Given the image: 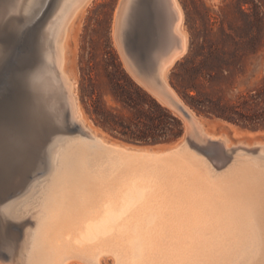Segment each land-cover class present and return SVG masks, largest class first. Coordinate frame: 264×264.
Instances as JSON below:
<instances>
[{
	"label": "bare ground",
	"instance_id": "obj_1",
	"mask_svg": "<svg viewBox=\"0 0 264 264\" xmlns=\"http://www.w3.org/2000/svg\"><path fill=\"white\" fill-rule=\"evenodd\" d=\"M89 2L59 0L53 16L41 25L45 40L54 36V50H47L46 59L31 73L32 102L21 88L17 97L0 102L2 186L17 169L28 175L25 170L43 135L36 126L44 119L43 103L59 111L62 100L79 131L85 132L56 150L57 162L45 183L31 185L27 197L33 200L24 203L31 225L25 227L18 264H104L107 255L113 256V264H264V158L250 151L254 146L264 151V142L242 141L236 147L226 134H214L166 80L168 67L187 51L179 0H122L116 13L119 32L140 9L157 26L159 41L147 56L157 66L160 83L151 69L141 72L131 66L139 81L185 120L183 143L164 150L104 141L83 118L67 65L72 26ZM43 3L0 0V39L13 41L24 19ZM10 104L28 111L32 105L35 116L20 118ZM14 113L13 120L21 123L11 134L17 138L10 150L4 145L9 131L1 121ZM9 154L16 160H7Z\"/></svg>",
	"mask_w": 264,
	"mask_h": 264
},
{
	"label": "rangeland",
	"instance_id": "obj_2",
	"mask_svg": "<svg viewBox=\"0 0 264 264\" xmlns=\"http://www.w3.org/2000/svg\"><path fill=\"white\" fill-rule=\"evenodd\" d=\"M58 1L59 0H44V3L37 9L34 15H32L33 13L29 16L26 15L28 17L24 19L26 20V24L19 27L20 29H17L13 35V41L0 39V53L2 55L0 61V102H5V100L9 101V99L17 97L19 88H21V91H27V98L32 102L33 88L31 73L44 61L43 59H46V57H44L45 52L47 50H52L53 52L54 50V36H52L49 41L45 40L42 31L44 26L41 28V25H45L53 16L52 14ZM121 1L122 0H90L79 12L69 37V60L67 69L73 77L75 94L78 98L83 118L104 141L105 139L112 140L135 148L164 150L175 146L177 143H183L186 129L185 120L179 112L175 111L168 104L161 102L134 74L131 63L137 66L138 63L142 64L146 62L150 64L151 57L149 58L150 55L147 56V54L155 47L156 43L159 41V36L156 32L157 26L150 22L145 10L142 9L139 10V15L134 14L133 17L127 20L126 25H121L119 32L116 13ZM245 1L246 0H179L184 12L183 26L187 34V51L168 67L166 73V80L176 91L182 102L206 124L211 132L214 134H226L232 143H237L235 145L236 147H242L240 145L242 141H245V144L264 142V127L257 129L245 127L241 124H234L226 120L222 121L223 119L221 120L217 117L200 114L190 107L172 85L171 81L176 63L188 55L191 38L195 35V44H205L206 47L212 44L227 49H234L237 45L256 50L254 53L243 54L238 58L231 54L225 56V62L230 66L232 75L227 76V74H225L226 76H221L218 85H216V88L222 91L221 93H223V99L225 101L235 102L237 94L246 93L255 89H264V36L253 42L246 39L240 40L239 38L231 40L223 36V30L227 32H234L233 30H261L264 32V0H251L253 2L247 3ZM49 9H53L52 12H50ZM48 12L49 14L46 20L42 21L43 23L40 22L38 26H36L35 23L45 17ZM47 42L49 43L48 45ZM124 49L131 57L125 56ZM111 60L122 63L128 77H130L132 81L120 70L107 67V64ZM200 60H202V57H199L196 61L199 62ZM185 67L186 66L179 69L183 76L185 75ZM137 86L146 91L149 99L152 98L159 102L181 119L183 123V133L181 136L159 144H150L151 142L146 144L142 142L143 146L137 147L127 144L129 140H125L115 134L107 132L96 124L90 112L93 99H101L106 106L114 108L127 119L130 117L135 122H138V129L148 130L149 126H151L152 121L149 117L135 118L131 110L124 107L121 102L115 99L114 92H124L129 102L135 104L137 108L149 111V113L153 115L155 123H160L161 121L158 120V112L150 100L142 96ZM82 90H85L87 94L84 97L82 96ZM60 104L63 108L62 110L59 109V111H53L48 106L44 105V103L41 106L43 107L44 119L38 121L36 126H40L38 132L43 135H40L42 138L40 139L41 143L38 144V152L31 158L30 164L25 170L28 175L25 176L24 171L17 169V171L11 175L9 184L5 186L0 185V264H14L13 262L18 264L19 262V249L22 247L27 231L25 227L31 225L28 221L30 220L31 214L26 207H24V203H27L26 201L30 200L28 203H31L33 200L27 197L30 194L29 189L31 185H37L38 188L43 184L42 181L45 183V180L55 167L60 149L62 150L67 145V142L69 143L76 134H85L83 130L80 129L79 131L77 124L71 119L69 109H67L65 103L61 100ZM23 106L15 108L16 106L11 105L9 107L13 110H17V112L19 111L20 118L24 119L35 116L34 113L36 111L32 109V105L29 111L26 108L23 109ZM54 112H56L57 117L54 116ZM15 113L9 114V116H7L8 119L4 117L1 121L2 124L5 123L6 127H4L8 128L9 131L8 138L4 139V145L10 150H12V148L15 149V140L17 138L11 136V134L15 135L19 125L18 123H21L20 121L15 122L13 120L15 118H12V116H14ZM5 114L7 115V113ZM10 118L13 120V123H7ZM29 118L26 120L28 121ZM186 138H190L189 133L186 134ZM56 144L58 148L55 146ZM250 151L256 152V154H258L256 156L264 158V151L257 150V147H251ZM10 155L14 154H9L7 160L15 161L17 158L16 155ZM231 156L232 154L228 153L229 159ZM1 178L0 173V179ZM16 181L18 182L13 188L14 182L16 183ZM29 182L31 183L29 184ZM19 197H22L21 200ZM31 211L35 212L37 210ZM3 216H5V218ZM113 262L114 258L111 255H107L104 259V264H113Z\"/></svg>",
	"mask_w": 264,
	"mask_h": 264
},
{
	"label": "trees",
	"instance_id": "obj_3",
	"mask_svg": "<svg viewBox=\"0 0 264 264\" xmlns=\"http://www.w3.org/2000/svg\"><path fill=\"white\" fill-rule=\"evenodd\" d=\"M247 2H253L246 0ZM227 32L223 30L224 38L235 40H250L253 42L264 36L261 30H233ZM195 35L190 42L189 53L182 60L176 63L173 70L172 85L180 93L183 99L196 112L210 117H217L234 124H241L245 127L261 128L264 127V89L250 90L246 93L237 94L235 102L225 101L223 93L216 88L221 76L232 75L230 66L225 62V56L231 54L240 57L243 54L254 53L256 50L237 46L234 49H227L219 46H205V44H195ZM202 57V60H196ZM185 67V75H181L182 67ZM107 67L120 70L128 77L126 69L122 63L111 60ZM226 76V75H225ZM182 77V78H180ZM142 96L148 98V94L137 86ZM84 89V88H83ZM82 90V96H86ZM114 97L121 102L124 107L133 112L135 118L149 117L152 121L148 130L138 129V122L112 107L106 106L101 99H93L90 112L97 125L105 131L115 134L125 140L140 141L144 143L164 142L175 139L183 133V123L181 119L174 115L168 108L162 106L154 99H149L156 111L160 123H155L153 115L142 108H137L135 104L129 102L124 92H114ZM141 120V119H139Z\"/></svg>",
	"mask_w": 264,
	"mask_h": 264
},
{
	"label": "water",
	"instance_id": "obj_4",
	"mask_svg": "<svg viewBox=\"0 0 264 264\" xmlns=\"http://www.w3.org/2000/svg\"><path fill=\"white\" fill-rule=\"evenodd\" d=\"M138 66H139V70L141 71V72H143V71H149L150 69L152 70V71H154V75H153V78H155V80L157 81V82H159L160 83V79H159V77H158V74H157V72H156V68H157V66L155 67V65H153V64H149V63H138ZM155 67V68H154ZM183 110H184V112H185V114H188V112L186 111V109L185 108H183V107H181ZM128 142H130V143H135V144H143L142 142H140V141H135V142H131V141H128ZM164 142H166V141H164ZM164 142H156V143H150V144H157V143H164ZM146 144H149V143H146Z\"/></svg>",
	"mask_w": 264,
	"mask_h": 264
}]
</instances>
